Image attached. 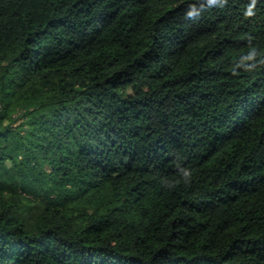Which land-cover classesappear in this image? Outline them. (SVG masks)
I'll use <instances>...</instances> for the list:
<instances>
[{
	"label": "trees",
	"instance_id": "obj_1",
	"mask_svg": "<svg viewBox=\"0 0 264 264\" xmlns=\"http://www.w3.org/2000/svg\"><path fill=\"white\" fill-rule=\"evenodd\" d=\"M0 264H264V0H0Z\"/></svg>",
	"mask_w": 264,
	"mask_h": 264
},
{
	"label": "clouds",
	"instance_id": "obj_2",
	"mask_svg": "<svg viewBox=\"0 0 264 264\" xmlns=\"http://www.w3.org/2000/svg\"><path fill=\"white\" fill-rule=\"evenodd\" d=\"M209 5L215 4L216 0H208ZM188 15L190 16L191 13H188Z\"/></svg>",
	"mask_w": 264,
	"mask_h": 264
}]
</instances>
